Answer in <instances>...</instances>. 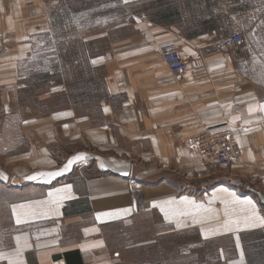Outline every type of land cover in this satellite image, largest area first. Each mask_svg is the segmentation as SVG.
I'll return each mask as SVG.
<instances>
[{
    "label": "crops",
    "instance_id": "obj_1",
    "mask_svg": "<svg viewBox=\"0 0 264 264\" xmlns=\"http://www.w3.org/2000/svg\"><path fill=\"white\" fill-rule=\"evenodd\" d=\"M109 1L151 8L91 60L100 120L65 108L11 115L0 131V264H264V0ZM52 2L0 0L6 127L18 62L49 31ZM79 2L99 18L105 0ZM166 44L187 63L180 76ZM224 124L237 149L225 169L191 144Z\"/></svg>",
    "mask_w": 264,
    "mask_h": 264
},
{
    "label": "rangeland",
    "instance_id": "obj_2",
    "mask_svg": "<svg viewBox=\"0 0 264 264\" xmlns=\"http://www.w3.org/2000/svg\"><path fill=\"white\" fill-rule=\"evenodd\" d=\"M77 1L53 0L49 31L35 36L31 52L18 62V87L14 88L18 103L10 108V119L11 115L19 119L73 108L77 114L93 122L100 120L99 101L104 97L102 73L99 68L91 66V60L110 49L114 39L128 37L133 15H146L150 6L144 2L118 5L105 0L103 11L97 18L95 15L88 17ZM121 22V28L113 27ZM103 31L106 36L93 37ZM6 118L0 107V131L14 128L13 119L9 127L3 124L7 123ZM16 144L24 147L25 142L20 137ZM188 240L192 241L186 238V244ZM188 256L192 259L193 254Z\"/></svg>",
    "mask_w": 264,
    "mask_h": 264
},
{
    "label": "built area",
    "instance_id": "obj_3",
    "mask_svg": "<svg viewBox=\"0 0 264 264\" xmlns=\"http://www.w3.org/2000/svg\"><path fill=\"white\" fill-rule=\"evenodd\" d=\"M242 42V32L233 33L225 36L224 40L219 45V50L225 51V49L230 47H238ZM159 52L166 69L174 76L182 75L187 68V63L182 56L179 55L177 47L174 44H166V46L160 48ZM191 144L201 155L215 158L217 166L223 169L229 167L237 154L232 130L226 124L222 127L213 129L203 128L198 136L193 139ZM262 183L264 184V175L262 177ZM128 186L131 192H137L140 189V185L134 181H130ZM54 264L66 263L63 260H57Z\"/></svg>",
    "mask_w": 264,
    "mask_h": 264
},
{
    "label": "water",
    "instance_id": "obj_4",
    "mask_svg": "<svg viewBox=\"0 0 264 264\" xmlns=\"http://www.w3.org/2000/svg\"><path fill=\"white\" fill-rule=\"evenodd\" d=\"M258 196H259L260 201L264 203V196L262 194H260V193H259Z\"/></svg>",
    "mask_w": 264,
    "mask_h": 264
},
{
    "label": "snow or ice",
    "instance_id": "obj_5",
    "mask_svg": "<svg viewBox=\"0 0 264 264\" xmlns=\"http://www.w3.org/2000/svg\"><path fill=\"white\" fill-rule=\"evenodd\" d=\"M69 163H71V161H69ZM58 174V173H57ZM34 178V177H33ZM19 222V221H18Z\"/></svg>",
    "mask_w": 264,
    "mask_h": 264
}]
</instances>
